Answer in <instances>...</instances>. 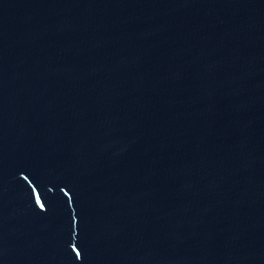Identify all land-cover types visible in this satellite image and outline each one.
Masks as SVG:
<instances>
[{
  "label": "water",
  "instance_id": "obj_1",
  "mask_svg": "<svg viewBox=\"0 0 264 264\" xmlns=\"http://www.w3.org/2000/svg\"><path fill=\"white\" fill-rule=\"evenodd\" d=\"M0 264H264V0H0Z\"/></svg>",
  "mask_w": 264,
  "mask_h": 264
}]
</instances>
